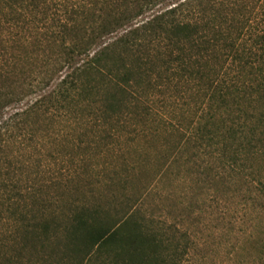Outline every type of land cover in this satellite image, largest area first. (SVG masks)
Here are the masks:
<instances>
[{
	"label": "trees",
	"instance_id": "16d2710c",
	"mask_svg": "<svg viewBox=\"0 0 264 264\" xmlns=\"http://www.w3.org/2000/svg\"><path fill=\"white\" fill-rule=\"evenodd\" d=\"M171 1L139 24L157 0H0V264H264V0ZM41 117L81 170L162 136V235L146 190L59 213L43 152L31 171Z\"/></svg>",
	"mask_w": 264,
	"mask_h": 264
},
{
	"label": "rangeland",
	"instance_id": "374dc122",
	"mask_svg": "<svg viewBox=\"0 0 264 264\" xmlns=\"http://www.w3.org/2000/svg\"><path fill=\"white\" fill-rule=\"evenodd\" d=\"M176 2L177 1H171L162 4V0H157L154 6L149 10H145L144 15H142L143 17H140L137 22L141 24L152 19L161 14L162 11L172 7ZM66 73V68L56 73V75L53 76L50 88L45 93L51 92L58 82L65 77ZM35 99V97L28 98L19 107L18 111L24 110V107L33 103ZM59 126L60 125L56 123L55 120H46V117H41L35 126L38 138L36 142L32 144V151H30L32 156H28L31 158L30 163L33 165L31 171H34L38 153L43 152L46 155L45 164L47 167L44 169L46 174V180L44 181L47 182L46 184L48 187L46 186L44 195L46 198L50 197L51 199L56 197L55 201L57 202L58 212H66L71 204L75 207V205L78 206L79 203L80 206L82 203L89 205L95 202L97 203L99 197H101L100 193L110 196L111 199L105 202L108 209L110 208L112 211L114 209V211L120 212L125 209L124 206L127 202V197H133V195L146 190V194L143 195L142 199L137 202L133 209L143 213L140 214V221L144 226L155 231L157 235H162V221L164 220L162 214H166L168 213L167 211L170 210L168 205L162 206V136L161 139L156 138L153 141L152 139L147 141L142 139L130 144L125 152V162L132 164V168L129 166L124 168L122 166V162H120L122 155L118 156V159L115 158V155H106L104 159L103 155L101 156L97 153L93 155L89 169L81 170L77 162H72V160L78 158V155H80L79 150L68 145L66 146L64 142H61L62 140H60V138H56V136L58 137L62 134V132L59 134L55 133L59 130ZM62 127H65V124H63ZM127 145L128 144H126L124 148H126ZM138 164L143 167L139 168ZM135 168L136 170L134 171ZM122 169L125 171H122ZM74 172L83 174L81 179L82 184L77 183L76 185L73 184V186L66 188L65 181L68 177H71ZM126 179H128L131 184H126ZM33 180H36V178ZM56 180L61 181L60 194L54 192L50 194L51 187L53 188V185L56 184ZM35 182H33L32 185ZM120 182L122 183L120 184ZM123 182L125 184H123ZM127 190H129L128 193L124 194ZM181 211L182 210H178L175 213V217L179 216V214L183 216V218H177L179 222L180 219L186 220L189 217V212ZM207 234L208 232H205V235ZM3 237L4 235H0V240Z\"/></svg>",
	"mask_w": 264,
	"mask_h": 264
}]
</instances>
